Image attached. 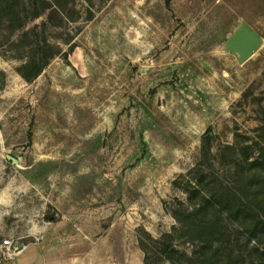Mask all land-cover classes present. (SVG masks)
Listing matches in <instances>:
<instances>
[{"label":"rangeland","instance_id":"1","mask_svg":"<svg viewBox=\"0 0 264 264\" xmlns=\"http://www.w3.org/2000/svg\"><path fill=\"white\" fill-rule=\"evenodd\" d=\"M63 15L32 83L7 52L20 33L0 32V264H174L139 240L191 254L172 214L201 174L264 207V0H70ZM242 21L262 42L240 63L224 46ZM221 225L219 257L264 264L243 220Z\"/></svg>","mask_w":264,"mask_h":264},{"label":"trees","instance_id":"2","mask_svg":"<svg viewBox=\"0 0 264 264\" xmlns=\"http://www.w3.org/2000/svg\"><path fill=\"white\" fill-rule=\"evenodd\" d=\"M165 1L168 5L169 0ZM68 2L70 0H0V32H7L8 39L16 32L20 33L17 41L8 40L7 52L18 53L16 59L22 61V64L15 71L26 83H32L38 78L51 60L61 53L60 48L50 42L47 30L48 24H51L55 16L59 18L61 24L68 21L63 15ZM45 13L48 14L47 21L25 30L27 24ZM0 55L6 57L4 53ZM5 84L6 76L0 71V88L5 87ZM211 139L210 135L204 138L203 157L210 155ZM141 141L143 142V139ZM233 150L232 146H226L224 153L230 152L229 154L233 156ZM251 165L259 167L261 162L255 159ZM259 173L261 174V171ZM254 174L252 179L249 176L247 181L253 180ZM210 177V173L201 174L198 181V187L201 189H193L191 186L190 192L186 189L192 205L190 209L182 207V202H177L172 214L179 224V227L173 228V232L180 235L179 239L183 238L195 247L191 254L175 249L171 241L153 239L150 235L147 242L141 238L139 240L141 250L145 254L157 245L160 252L174 264H237L230 255L219 257L217 252L213 251L214 243L220 240L222 235L221 220L222 214H225L234 221L243 220L248 239L257 241L253 248L255 258L264 259V254L258 249V244L264 243V207L258 209L243 207L242 197L228 186H218V191H214L215 187L209 181ZM253 196L256 199V195ZM261 202L264 204V200ZM170 236L171 234H168L165 237ZM145 264L148 262L145 261ZM250 264H254V259Z\"/></svg>","mask_w":264,"mask_h":264},{"label":"water","instance_id":"3","mask_svg":"<svg viewBox=\"0 0 264 264\" xmlns=\"http://www.w3.org/2000/svg\"><path fill=\"white\" fill-rule=\"evenodd\" d=\"M44 19L45 15L39 16L33 21L32 26L39 25ZM261 42L262 39L259 34L254 29L250 28L247 23L242 21L239 27L227 40L224 50L230 51L234 54L239 53L240 56L238 57V60L242 63L249 59L258 50Z\"/></svg>","mask_w":264,"mask_h":264},{"label":"built area","instance_id":"4","mask_svg":"<svg viewBox=\"0 0 264 264\" xmlns=\"http://www.w3.org/2000/svg\"><path fill=\"white\" fill-rule=\"evenodd\" d=\"M5 245H10V242H9V241H6V242H5Z\"/></svg>","mask_w":264,"mask_h":264}]
</instances>
